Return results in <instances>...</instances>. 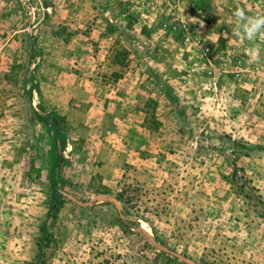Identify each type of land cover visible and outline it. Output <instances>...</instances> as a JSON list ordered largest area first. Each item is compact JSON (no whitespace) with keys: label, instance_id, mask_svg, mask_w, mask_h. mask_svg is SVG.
I'll return each mask as SVG.
<instances>
[{"label":"rangeland","instance_id":"374dc122","mask_svg":"<svg viewBox=\"0 0 264 264\" xmlns=\"http://www.w3.org/2000/svg\"><path fill=\"white\" fill-rule=\"evenodd\" d=\"M237 8L264 0H0V264H264V33Z\"/></svg>","mask_w":264,"mask_h":264},{"label":"clouds","instance_id":"9594fccd","mask_svg":"<svg viewBox=\"0 0 264 264\" xmlns=\"http://www.w3.org/2000/svg\"><path fill=\"white\" fill-rule=\"evenodd\" d=\"M234 16L237 20L235 31L245 39L255 41L261 33H264V15L248 16L245 9L237 8ZM259 52L258 48L254 50L251 57L253 61L260 59Z\"/></svg>","mask_w":264,"mask_h":264},{"label":"trees","instance_id":"16d2710c","mask_svg":"<svg viewBox=\"0 0 264 264\" xmlns=\"http://www.w3.org/2000/svg\"><path fill=\"white\" fill-rule=\"evenodd\" d=\"M33 113L37 116V120L47 123L49 130L52 132V138L54 142H58L60 145L61 150H64L66 147V132L64 130V126H62L59 121L53 117L51 114L42 117L41 115L37 114V112L33 109ZM59 166L58 160L53 161V165L51 168V177H58L57 168ZM58 188L56 184H53V191H52V199L51 205H54L58 199ZM43 231H45L46 227L42 226ZM155 240H157L155 238ZM159 241V240H157Z\"/></svg>","mask_w":264,"mask_h":264}]
</instances>
